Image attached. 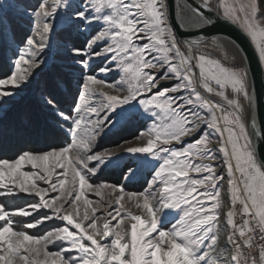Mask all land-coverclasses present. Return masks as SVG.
<instances>
[{
	"label": "snow or ice",
	"instance_id": "1",
	"mask_svg": "<svg viewBox=\"0 0 264 264\" xmlns=\"http://www.w3.org/2000/svg\"><path fill=\"white\" fill-rule=\"evenodd\" d=\"M203 4L191 23L238 26L264 69V0ZM167 11L166 0H0V112L16 111L0 121V264H47L41 255L52 264H209L225 180L229 264H264V243L258 261L243 251L257 232L264 241V116L246 56L241 49L222 62L192 51L193 41L186 54ZM197 69L199 87L220 101L197 90ZM23 102L30 113L17 110ZM127 129L139 143L95 150ZM14 143L27 150L10 154ZM109 167L127 181L149 168V187L91 182ZM52 221L60 226L29 234Z\"/></svg>",
	"mask_w": 264,
	"mask_h": 264
},
{
	"label": "rangeland",
	"instance_id": "2",
	"mask_svg": "<svg viewBox=\"0 0 264 264\" xmlns=\"http://www.w3.org/2000/svg\"><path fill=\"white\" fill-rule=\"evenodd\" d=\"M209 2L213 5L216 4L217 0H209ZM169 23V21H168ZM17 25L18 27L16 28V32H17V39H19L20 33L22 30L27 29L29 27V24L27 23V19L25 18L24 20H18L17 21ZM170 25V23H169ZM171 26V25H170ZM172 27V26H171ZM216 38H220V37H216ZM53 39H56V37H54ZM182 45V50L187 54L188 50L186 48V45L184 44V41H182L181 39L177 38ZM224 40V39H223ZM216 41H218L216 43ZM215 42H213V38H209L206 40H203L202 42H199V46H195L193 45V50L192 51H202V52H206L208 54H210V58H214V59H220L222 62H224V56L227 55V57L229 58V60H231V57L234 55L235 51H238L236 49V47L232 46V44H230L228 41L227 43L225 41H223V43H221L219 41V39H216ZM229 43V44H228ZM235 49V51H234ZM10 55V53H8ZM264 70V69H263ZM39 76L43 75L42 73L38 74ZM199 71L197 69V90L201 92V95L204 96L207 99L213 100V101H220V98L215 96L214 94H209L206 93L201 87H199ZM112 82H119L121 79V76L118 74H111L108 77ZM124 87H127V84L124 85ZM104 91L109 92L110 94H115L113 92V90L108 89V88H104ZM18 111L24 112V113H30L31 112V106L30 104H28L27 102H23L20 106H18ZM217 115L219 116L220 114L217 113ZM16 117V111L13 112H9L7 114V117H5V114L3 112H0V121H3L5 119H7L8 121H11L13 119H15ZM209 132H211V130H208ZM126 134H129L128 137H126ZM134 134H135V130L134 129H127L123 132H118L115 131L113 133H108L107 135L102 136L101 138H99L98 142H97V146H96V151L97 152H101L105 149H113L115 150L117 148L118 145L123 143V140H129L130 144L129 145H125V146H131V144H135V143H139L138 141H135L134 139ZM211 147H213L214 149L218 148V143H217V137L216 136H212L211 137ZM17 147H21L23 150H27V147L24 146L23 144H13V146L10 148L9 153L11 154V152H14L15 149ZM219 159L215 162L217 164V172L218 174L221 175H226V173L221 172V160L222 157H220V154L217 153ZM25 170H30V166H26ZM151 175H150V171L149 168H144L142 169L137 176L131 180V181H127L124 179L123 175L119 172L118 169L113 168V167H109L104 169L102 172H100L98 174V176L92 180L91 182L96 184V183H100L102 181H107L108 183H116L117 181H119L120 183H124L129 185V187L126 189L127 191H143L146 188L149 187L148 185V181L151 180ZM41 186H45L42 182H41ZM224 195H227V197H225ZM89 199L93 200L94 202L96 200L99 199V197H96L94 193H89L88 194ZM108 193L107 191L105 192V203L108 200ZM222 205H221V217H220V221L218 224V235L219 236V242L224 241L225 237V241L226 238L228 237V235L230 234V229L228 227L225 226V224H223L224 222V213H226L229 209L230 205V200L228 198V194H227V189H226V180L224 182V187H222ZM15 203V202H14ZM125 208L127 211L131 212V214L133 215H139L141 214V210L138 209L134 203L132 202H128L125 204ZM103 213V210H101V214ZM83 214V206L81 207V215ZM236 223L239 225L242 223V218L239 214V206H237V215L235 217ZM28 222V221H26ZM115 223V222H113ZM55 226H60V222L59 221H52V222H46L45 225L39 229V230H29V234H37V235H42L44 232H46L47 230H49L52 227ZM127 227V226H126ZM224 232H223V231ZM259 232L254 234V247L249 249V248H244V254L247 257L250 253L253 254L257 261L259 260V246L261 243H264V241H261L259 239ZM108 243H110V241H108ZM225 244V242L223 243ZM223 246V245H222ZM59 245H49L48 246V251L49 252H56L59 250ZM220 249V245L216 248ZM215 248V250H216ZM75 253H73L74 255ZM233 254V248L231 245H229L227 248H225V253L223 254L224 258H222V255H219L218 257L215 256L214 253H210L211 256V260L209 261V264H213V262H215V264H229L230 261V257ZM41 260H47V264H52V260L53 259H57L55 257H44L43 255H41V257L39 258ZM242 264H243V259H242ZM248 264H251V261L249 259Z\"/></svg>",
	"mask_w": 264,
	"mask_h": 264
},
{
	"label": "water",
	"instance_id": "3",
	"mask_svg": "<svg viewBox=\"0 0 264 264\" xmlns=\"http://www.w3.org/2000/svg\"><path fill=\"white\" fill-rule=\"evenodd\" d=\"M180 0H166L168 16L172 27L179 39L185 41H203L214 36H220L229 39L234 43L239 50H243L242 55L246 66L249 69V83L255 84L258 95L257 116H264V72L259 64L258 53L254 50V46L250 43L249 38L241 31L238 26L232 24L221 23L216 26L211 32L204 31L202 28H197L193 24L187 26L188 22L181 27V22L178 19L177 5ZM188 5L196 11L198 9L207 12L204 7L203 0H185ZM214 12L215 8L212 9ZM202 24V21H201ZM187 46V45H186ZM188 48V47H187ZM189 50V49H188Z\"/></svg>",
	"mask_w": 264,
	"mask_h": 264
},
{
	"label": "bare ground",
	"instance_id": "4",
	"mask_svg": "<svg viewBox=\"0 0 264 264\" xmlns=\"http://www.w3.org/2000/svg\"><path fill=\"white\" fill-rule=\"evenodd\" d=\"M211 4V3H210ZM177 12H178V19L180 20V22L182 23V21H186V22H188V24H187V26H190L192 23H191V21L192 20H195V19H198V17L196 16V13L194 12V10L188 5V2L187 1H185V0H180L179 2H178V5H177ZM167 16H168V11H167ZM168 21H169V23H170V25L172 26V24H171V22H170V19H169V16H168ZM173 28V27H172ZM174 30V29H173ZM175 32V31H174ZM177 36V35H176ZM214 37H220V36H214ZM214 37H212V38H214ZM177 38H178V36H177ZM209 39V38H208ZM217 39H219V41L221 42V43H223V41H225L226 43H227V41L230 43V44H232V46H234V47H236V49L239 51V49L237 48V46L234 44V43H232L229 39H227V38H224V37H220V38H217ZM224 39V40H223ZM183 41V40H182ZM196 43H194V45L195 46H199V42H202V41H195ZM218 41H216V43H217ZM228 43V44H229ZM218 44V43H217ZM186 48H187V46H186ZM187 50H188V48H187ZM193 50V49H192ZM189 51V50H188ZM234 51H235V49H234ZM241 57L243 58L244 56L242 55V53H241ZM243 64L244 65H246V63H245V61H244V59H243ZM263 72H264V70H263ZM248 80H249V77H248ZM250 81V80H249ZM250 84V83H249ZM129 136V134H126V137H128ZM129 141V140H128ZM225 197H227V195H224ZM222 218V217H221ZM223 224H224V222H223ZM223 231V230H222ZM224 232V231H223ZM220 234V233H219ZM218 234V235H219ZM220 236V235H219ZM224 238V241H222V242H219L218 243V246L220 245V249H219V247L218 248H216V250H214V251H212V253H214L215 254V256L216 257H218L219 255H222V258H224V256H223V254L225 253V247H224V245L225 244H223L224 242H225V237H223ZM223 245V246H222Z\"/></svg>",
	"mask_w": 264,
	"mask_h": 264
}]
</instances>
